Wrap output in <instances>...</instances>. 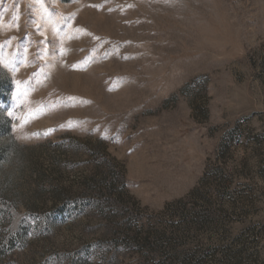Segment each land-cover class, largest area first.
Wrapping results in <instances>:
<instances>
[{"label": "rangeland", "instance_id": "rangeland-1", "mask_svg": "<svg viewBox=\"0 0 264 264\" xmlns=\"http://www.w3.org/2000/svg\"><path fill=\"white\" fill-rule=\"evenodd\" d=\"M0 264H264V0H0Z\"/></svg>", "mask_w": 264, "mask_h": 264}, {"label": "trees", "instance_id": "trees-1", "mask_svg": "<svg viewBox=\"0 0 264 264\" xmlns=\"http://www.w3.org/2000/svg\"><path fill=\"white\" fill-rule=\"evenodd\" d=\"M128 231H130L134 235L133 238H139L142 235V233H143L141 229H139V230H135V229L132 230V228H129ZM152 231H154L153 228H147L145 234H147V236H149V234H151V233H152V235H156L157 234V232H152ZM140 241H142V243L144 245L147 244V237L140 238Z\"/></svg>", "mask_w": 264, "mask_h": 264}]
</instances>
